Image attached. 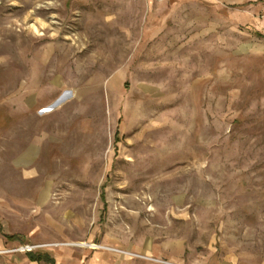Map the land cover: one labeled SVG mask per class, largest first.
Here are the masks:
<instances>
[{"label": "rangeland", "instance_id": "obj_1", "mask_svg": "<svg viewBox=\"0 0 264 264\" xmlns=\"http://www.w3.org/2000/svg\"><path fill=\"white\" fill-rule=\"evenodd\" d=\"M97 252L264 264V0H0V264Z\"/></svg>", "mask_w": 264, "mask_h": 264}, {"label": "bare ground", "instance_id": "obj_2", "mask_svg": "<svg viewBox=\"0 0 264 264\" xmlns=\"http://www.w3.org/2000/svg\"><path fill=\"white\" fill-rule=\"evenodd\" d=\"M33 153V150L32 149H29L24 155H22L19 159V162L21 163H26L31 155ZM48 197V192L47 191H43L41 193V200H45L46 198ZM66 244H69V245H76V246H80V247H85V246H88V247H91V248H100V247H105V246H102V245H97V244H94V243H88V242H76V243H66ZM127 254H130V252H126ZM132 254V253H131Z\"/></svg>", "mask_w": 264, "mask_h": 264}, {"label": "crops", "instance_id": "obj_3", "mask_svg": "<svg viewBox=\"0 0 264 264\" xmlns=\"http://www.w3.org/2000/svg\"><path fill=\"white\" fill-rule=\"evenodd\" d=\"M62 261L64 262V260L62 259ZM94 264H109L107 259H106V255L103 252H97L95 254V258L93 260ZM149 264H155V263H149Z\"/></svg>", "mask_w": 264, "mask_h": 264}, {"label": "trees", "instance_id": "obj_4", "mask_svg": "<svg viewBox=\"0 0 264 264\" xmlns=\"http://www.w3.org/2000/svg\"><path fill=\"white\" fill-rule=\"evenodd\" d=\"M29 256H30V258L32 260H39V261L44 260V261L53 262V259L51 257H49V255H45L44 254V255H38V256H36V255H34V253H30Z\"/></svg>", "mask_w": 264, "mask_h": 264}, {"label": "built area", "instance_id": "obj_5", "mask_svg": "<svg viewBox=\"0 0 264 264\" xmlns=\"http://www.w3.org/2000/svg\"><path fill=\"white\" fill-rule=\"evenodd\" d=\"M22 250H24V248H22ZM25 250L30 251V250H32V247H26Z\"/></svg>", "mask_w": 264, "mask_h": 264}]
</instances>
